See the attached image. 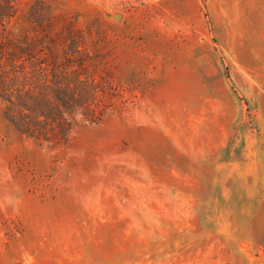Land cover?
I'll list each match as a JSON object with an SVG mask.
<instances>
[{"label":"rangeland","instance_id":"obj_1","mask_svg":"<svg viewBox=\"0 0 264 264\" xmlns=\"http://www.w3.org/2000/svg\"><path fill=\"white\" fill-rule=\"evenodd\" d=\"M9 1L111 105L51 149L0 100V264H264V0Z\"/></svg>","mask_w":264,"mask_h":264},{"label":"trees","instance_id":"obj_2","mask_svg":"<svg viewBox=\"0 0 264 264\" xmlns=\"http://www.w3.org/2000/svg\"><path fill=\"white\" fill-rule=\"evenodd\" d=\"M13 14L11 2L0 0L4 116L22 135L51 149L61 148L81 120L97 123L103 118L111 105L103 99L107 84L97 79L96 59L83 50V40L66 38L64 51L44 52L39 50L41 39L21 35V40L7 29ZM46 33L58 43L49 30Z\"/></svg>","mask_w":264,"mask_h":264}]
</instances>
